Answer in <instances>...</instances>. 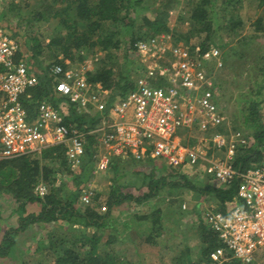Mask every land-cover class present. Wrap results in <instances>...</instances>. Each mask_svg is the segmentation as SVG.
I'll list each match as a JSON object with an SVG mask.
<instances>
[{
  "label": "trees",
  "instance_id": "trees-1",
  "mask_svg": "<svg viewBox=\"0 0 264 264\" xmlns=\"http://www.w3.org/2000/svg\"><path fill=\"white\" fill-rule=\"evenodd\" d=\"M58 1L62 3L60 6L44 4L43 0L41 3L32 4L29 8L26 6L27 16L24 18L26 19L28 15L31 17L27 19L29 25L34 21L57 19L55 33L49 38L47 47L55 54L56 62L64 67L85 65L86 60L83 54H80L82 50H93L98 54L101 51L117 49L120 45H123L126 59L129 62L137 60L138 56L134 53L135 41L167 31L166 18L176 2V0ZM187 1L188 8L185 10V16L188 30L183 38L187 41L190 35L205 33L203 39L195 45L193 50L189 49V51L199 55L208 48L218 47L221 50L222 59V66L219 68L224 72V76L230 75L232 82H235L232 89L227 91L226 101H232V114L239 117L233 121L235 129L246 131L250 137L244 146L236 149L232 160L236 171L242 172L264 158V125L260 117V107L264 102V41L260 39L256 41L255 36H248L212 44L213 22L216 18L219 19L221 9L222 11L230 9L229 4L233 0H222L218 6L215 0ZM221 5L226 6L220 8ZM12 7L13 10L17 9L18 13L24 10L23 7ZM142 10L150 11L152 16L140 14ZM214 10L218 11L216 17L213 15ZM3 11H0V18L4 16ZM236 22L235 25H238L240 21ZM259 29L262 28L255 27L254 30L259 31ZM38 32L39 30L31 31V35L27 38V50L22 53L18 51L14 56L15 62L24 60L28 70L38 77L37 85L29 90L30 97L23 99L29 115L33 114L34 107L40 100H48L57 108H60L61 101L63 103L66 101L57 92L55 81L45 69L46 65L37 60L42 48L39 44ZM9 35L13 38L11 34ZM58 50L61 51L62 60L57 58ZM129 72H124L118 77L113 76L112 68L104 59L98 60L93 70H85L88 81L95 84L99 90L108 92L104 111L133 88L134 82L129 80ZM244 74L245 76L241 78ZM218 77L220 81L213 89L215 97L222 95L226 89L225 78L220 75ZM237 78L244 80L245 87L239 83ZM63 114L65 122L75 124L83 130L93 128L101 117V113H95L94 116L85 118L74 114L71 107L68 113ZM87 140L85 155L75 172L72 171L76 174L69 182L58 180L57 167L49 166L43 161L45 159L59 160L66 169L68 166L65 164V151L62 146L48 147L40 154L30 153L13 159H0V201L5 200L10 208V213L6 216L0 211V264H23V261L15 260L13 257L15 251L17 252L16 248L20 247L24 253L26 250L29 251L30 247L32 250L28 255L33 257L35 252L40 250V246L53 254L55 252L48 264H120L123 261L114 256L117 249L99 250V243L105 230H111L109 237L105 240V246L115 244L117 240L119 243L132 240L129 230L133 228L134 220L123 221L121 230L114 225L113 210L118 209L124 202L140 204L156 195L161 189L185 188L199 194L201 198L209 196L218 209L224 212L227 204L234 199L239 187L237 178L226 187H218L208 182L200 184L189 178L179 168L166 166L153 159L148 160L151 166L148 172L139 170L130 172L129 170L137 166V158H113L110 162L112 170L110 186L108 192L105 193V210L99 212L94 206L88 205L80 208L79 198L85 188L81 182L82 173L91 160L94 138L88 136ZM134 175L141 176L140 183L138 182L134 187L140 191L137 193L127 191L131 183L129 179ZM39 182L46 186V193L42 197L34 192V186ZM158 211L157 209L153 213H158ZM153 215L137 217L139 219L137 221L147 217H150L151 221L148 230L139 229L138 235L141 239L136 244L145 242L155 245L156 235L160 234L163 223L158 214ZM10 217L13 218L12 225H9L7 221ZM55 224L61 228L56 227ZM74 224L80 226L78 227L80 231L84 232V229H94V231L87 235L79 233L73 240L66 237L59 239L57 233L48 234L49 239H55L46 243L48 244L46 247L42 240L33 239L42 230L52 232L63 228L70 229ZM204 224L199 226L198 241L205 244L201 250L202 260L199 263L209 264V252L220 242L209 225L206 222ZM185 249L186 252L189 251L188 246ZM176 260L179 264L185 261L179 256ZM37 264L46 263L39 261ZM230 264L240 263L232 261Z\"/></svg>",
  "mask_w": 264,
  "mask_h": 264
},
{
  "label": "built area",
  "instance_id": "built-area-1",
  "mask_svg": "<svg viewBox=\"0 0 264 264\" xmlns=\"http://www.w3.org/2000/svg\"><path fill=\"white\" fill-rule=\"evenodd\" d=\"M18 51L16 41L0 27V159L62 146L66 163L77 167L85 155L88 136H92V157L100 169L109 168L113 158L134 157L158 159L179 169L201 167L208 183L218 187L229 186L237 178V193L225 211L211 204L203 213L220 242L209 252L210 264H264V159L236 171L232 165L235 151L248 142L237 130L229 137L213 134L214 149L225 154L215 160L202 156L181 137L185 130L206 131L225 119L214 101L213 75L205 70L208 62L215 68L222 66L218 47L196 55L170 43L165 34L137 39L135 55L148 59L144 74L105 111V103L95 101L106 92L87 80L82 66L48 64L45 69L68 106L78 113L90 109L101 113L98 123L85 130L65 122L61 108L45 99L37 102L29 115L23 99L30 97L29 90L37 85L38 77L24 61H14ZM166 51L170 59L161 58ZM34 192L42 197L45 184L37 183ZM92 195L88 183L80 200L88 204Z\"/></svg>",
  "mask_w": 264,
  "mask_h": 264
},
{
  "label": "rangeland",
  "instance_id": "rangeland-1",
  "mask_svg": "<svg viewBox=\"0 0 264 264\" xmlns=\"http://www.w3.org/2000/svg\"><path fill=\"white\" fill-rule=\"evenodd\" d=\"M43 1H45L44 4H48L50 6H60V4H62L58 0H54V2L53 0ZM187 2V0H176V2H174L173 8L169 11L168 17L166 18L168 30L158 34L167 35L169 42L175 46L193 50L195 45L203 39L205 33L202 32L200 35H190V37L187 38V41H185L183 38L188 30V22L185 16V10L188 8L186 5ZM221 2L222 0H215L216 6H218ZM38 3H41V0H0V11L4 10V16L0 18V27L3 28L8 34H11L18 45V50L21 53L27 50V38L31 35L30 32H37L39 30L37 36L39 39V44L42 48L40 49L41 52L39 53L37 60L42 61V64L44 65L51 64L53 62L57 63L56 59L54 58L55 54L47 47L49 38L55 33V23L57 19L34 21L29 25V23H27V19L31 17L28 15L26 19L24 18L27 16L25 12L27 8H29L32 4L35 5ZM12 6H16V8L17 6L18 8L23 7L24 10L19 11L18 13V10H13ZM225 6L226 5H221L220 8ZM229 7L230 9H227L226 11H222L221 9V11H219V19L216 18L213 22L214 34L211 36V39H213V43L211 42L212 44H218L223 40L231 41V38L238 39L248 36H255L256 41L257 39L264 41V0H233L232 3L229 4ZM216 13H218V11L214 10L213 15L215 17L217 16ZM140 14H145L150 17L152 16L151 12L148 10H142ZM229 20L231 22H229ZM237 20L240 22H238V25H235ZM259 26L262 29H259V31L254 30L255 27ZM143 30H145V28ZM80 54H83L86 60L85 65H81L83 70H93V67H95L97 61L104 59L112 68L113 76L118 77L124 72L128 73L130 71L128 77L129 80H133V82L138 76L144 74L145 66L148 64V59L145 60L139 56L137 57V60L129 59L131 60V62H129L126 59L123 45H120V47L117 49L101 51L98 54H96V52L93 50H82ZM56 55H59L57 57L58 59H63L61 51L58 50ZM161 58L170 59V56L166 51L165 55L163 57L161 56ZM205 70L213 75L214 86L218 81H220L218 77L219 75L223 76L226 80L224 85L226 89L222 92V95L219 94V96L215 97V94L213 93L214 101L216 102L219 110L224 114L225 119L206 131H199L195 128L191 130H185L182 132L181 137L184 143L187 145L195 146L202 156L207 159L215 160L222 158L225 154L224 151H218L214 149L210 141L213 134L221 133L226 137H229L231 133L236 131L233 121L234 119H237L238 116L236 114H232V101H226L227 91L232 89L233 83L235 82H232V77L230 75L227 74L224 76V72H222L220 68H215L212 62H208L205 65ZM243 76H245V74L242 75L241 78H243ZM241 78L237 79L239 83L245 87L246 83ZM107 93L108 92L103 94L100 97L101 99L98 98L95 103H105V99L108 96ZM233 104L235 105V102H233ZM59 106L62 113H68V105L65 104V102L63 103L61 101ZM73 112L74 114L80 115L82 117L84 116L85 118L92 117L96 113L95 109H90L85 113H78L75 110H73ZM260 117L264 125V102L260 107ZM237 131H240L247 139L250 138L248 137L246 131ZM43 161L49 166H56L59 170L57 179H61L66 182H69L72 179L73 175L76 174L72 171L75 172L78 167L70 166L65 161V164L68 166L65 169L64 165L59 160L54 161V159H45ZM155 161L164 164L158 159H155ZM150 167L151 166L150 163H148V160L138 159L137 166L129 171L133 172L134 170H139L141 172H148ZM179 170L186 173L189 178L199 182L200 184L208 182V179L202 174L201 167H196L195 169L184 168ZM111 177V168L109 167L107 169H100L97 166L96 159L91 157L90 162L87 164V167L85 166V169L82 173L83 180L81 182L85 187L88 183H90L93 189V195L91 196V200L88 204L83 203L79 198V207L84 208L88 205L94 206L95 209L100 210V207H102V204H104L106 197L105 193L108 192ZM140 180V175L131 176L129 179L131 183L129 184L127 191L134 193L140 192L134 189L135 185L138 184V182L140 183ZM209 184H211L210 181ZM183 204L185 205L184 208L182 207ZM211 204L216 205V203L209 196L201 198L199 194L185 188L174 190H168L167 188L161 189L156 195L140 204H136L135 202H124V206L122 208L119 207L120 209L118 208L113 210L115 227L121 230L123 221L131 222L134 220L132 222L134 229L137 227L138 230H148L151 221L150 217H147L141 221H137L139 220L137 217H144L147 215L150 216L152 214L155 216L158 214L163 224L161 223L162 228L159 231L160 234L158 236L156 235L155 245L141 241L139 244H136L138 241L134 242L133 245H131L129 242H123V244H120L117 240V243L105 246V240L111 233V230H105L102 233V240L99 243V250H108L109 248L117 249L116 253L114 252V256L123 261L120 264H179L176 260L178 256L185 260L184 263L181 264H198L202 260L200 258L201 250L205 247V244H202L198 241L200 231L199 226L200 224L205 225L203 213ZM157 209L159 210L158 213H153ZM0 211L2 214H4V216L10 213L9 204L5 200L0 201ZM12 217L14 218V215H12ZM12 217L7 219L9 225L13 224ZM78 227H80L78 224H74L70 229L63 228L62 230H53L52 232H46V230H42L33 239H40L44 242V244H46L48 242H52L55 239H49L48 234L57 233L56 235L59 239L66 237L70 240H73L79 235V233L87 235L92 234L94 231V229H84L83 232L80 231ZM134 233V230H129L131 237H133ZM59 239L58 242H60ZM47 245L48 244H46L45 247ZM186 246L189 247V251L187 252L185 249ZM39 248L40 250L37 251L32 257L28 255L29 251L32 250L30 247L29 251L26 250L24 252L26 255H23L24 253L22 252V249L18 247L16 248L17 252L15 251L13 257L15 260L23 261V264H37L39 261H43L44 263L48 264L49 261L54 257L55 252L53 254L52 252L45 250V248L43 249L42 246Z\"/></svg>",
  "mask_w": 264,
  "mask_h": 264
},
{
  "label": "crops",
  "instance_id": "crops-1",
  "mask_svg": "<svg viewBox=\"0 0 264 264\" xmlns=\"http://www.w3.org/2000/svg\"><path fill=\"white\" fill-rule=\"evenodd\" d=\"M13 39V38H12ZM55 63V62H54ZM58 64H60V63H58ZM48 65V64H47ZM46 65V66H47ZM61 65V64H60ZM45 66V67H46ZM63 102V101H62ZM65 102V104H67V102L66 101H64ZM69 106H68V108H67V110H69ZM93 145H94V143H93ZM149 163V162H148ZM110 167V166H109ZM124 205L122 204L121 206H120V208H122ZM119 208V209H120ZM97 211H99V212H103L104 210H105V201H104V204H102V207H100V210H98V209H96ZM122 211V210H121ZM120 211V212H121ZM56 225V224H55ZM58 225H56V227H57ZM59 228H61L60 226H58ZM59 230H62V229H59ZM58 230V231H59ZM132 230H134V235H133V237H131V239L132 240H130V241H126V242H129L131 245H133V243L134 242H137V241H139V239H141V236H139L138 235V232L140 231V230H138V228L136 227L135 229L134 228H132ZM143 238V237H142ZM143 240V239H142ZM125 242V241H124ZM120 244H123V242L122 241H120ZM36 253V252H35ZM198 264H200V263H198ZM201 264H207V263H205V262H201ZM209 264H210V260H209Z\"/></svg>",
  "mask_w": 264,
  "mask_h": 264
},
{
  "label": "clouds",
  "instance_id": "clouds-1",
  "mask_svg": "<svg viewBox=\"0 0 264 264\" xmlns=\"http://www.w3.org/2000/svg\"><path fill=\"white\" fill-rule=\"evenodd\" d=\"M208 257H209V255H208Z\"/></svg>",
  "mask_w": 264,
  "mask_h": 264
}]
</instances>
